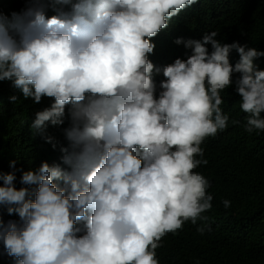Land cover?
<instances>
[{
	"label": "clouds",
	"instance_id": "9594fccd",
	"mask_svg": "<svg viewBox=\"0 0 264 264\" xmlns=\"http://www.w3.org/2000/svg\"><path fill=\"white\" fill-rule=\"evenodd\" d=\"M197 2L0 0V81L52 100L31 128L53 148L48 127L68 120L61 163L0 170V264H159L165 235L207 220L201 145L229 126L233 86L245 131H264V51L212 31L176 38L191 54L156 66L154 38Z\"/></svg>",
	"mask_w": 264,
	"mask_h": 264
},
{
	"label": "trees",
	"instance_id": "16d2710c",
	"mask_svg": "<svg viewBox=\"0 0 264 264\" xmlns=\"http://www.w3.org/2000/svg\"><path fill=\"white\" fill-rule=\"evenodd\" d=\"M9 1L18 10L26 6L24 0ZM212 31H217V39L224 43L239 41L264 51V0H198L154 38L156 47L149 58L156 66L171 64L176 58L187 59L191 49L174 40H200L205 32ZM207 47L211 51V46ZM236 54L230 53L232 64ZM255 63L264 70V57ZM161 75L154 76L157 84ZM12 95L18 96L15 103L9 100ZM222 96L221 107L230 117L229 126L202 143L203 158L208 163L194 170L210 182L212 208L202 214L206 221L198 220L195 225L186 222L181 230L162 238V246L156 249L159 264H264V131H245L246 114L239 108L240 97L234 86ZM51 102L43 98L34 104L10 81H0V170L9 168L18 173L35 169L43 161L61 163L60 147L67 145L63 132L68 127L67 117L63 125L47 129L57 142L56 148L31 128L35 113ZM233 119L241 123L233 125ZM12 161L16 169L10 167ZM225 199L231 202L228 209L222 203ZM201 225L210 226L211 231L206 229L201 235L197 231Z\"/></svg>",
	"mask_w": 264,
	"mask_h": 264
}]
</instances>
